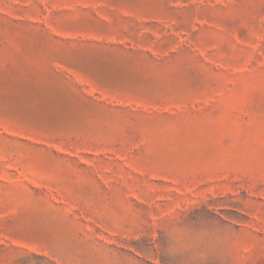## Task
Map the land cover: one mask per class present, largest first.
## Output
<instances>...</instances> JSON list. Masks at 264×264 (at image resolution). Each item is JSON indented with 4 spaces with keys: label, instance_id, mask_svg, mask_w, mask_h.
<instances>
[{
    "label": "rangeland",
    "instance_id": "obj_1",
    "mask_svg": "<svg viewBox=\"0 0 264 264\" xmlns=\"http://www.w3.org/2000/svg\"><path fill=\"white\" fill-rule=\"evenodd\" d=\"M0 264H264V0H0Z\"/></svg>",
    "mask_w": 264,
    "mask_h": 264
}]
</instances>
